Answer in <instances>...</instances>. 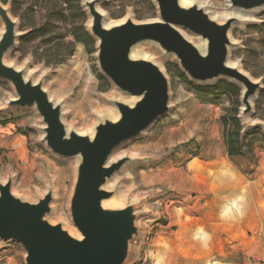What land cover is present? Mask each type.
I'll return each mask as SVG.
<instances>
[{
    "label": "rangeland",
    "instance_id": "obj_1",
    "mask_svg": "<svg viewBox=\"0 0 264 264\" xmlns=\"http://www.w3.org/2000/svg\"><path fill=\"white\" fill-rule=\"evenodd\" d=\"M202 1L200 6L217 22H223L221 16L231 11L228 0ZM83 2L79 5L85 16L76 5L63 9L64 17L52 36L65 34L64 42L70 40L73 22L82 23L89 32L90 16ZM193 2L186 0L184 5ZM4 5L16 21V41L5 53V62L41 83L52 102L61 106L67 130L91 135L97 123L116 117L115 100L134 101L100 71L96 39L90 32L94 51L79 42L72 55L53 64L41 42L21 40L30 26L44 21L50 4L46 0H17L16 14L9 2ZM96 7L110 24L126 18L134 22L158 19L154 0H98ZM231 16L228 59L250 74L243 62L248 48L257 47L264 59V6ZM2 28L0 21V33ZM179 30L199 45L197 35L182 27ZM133 47L137 57L154 62L164 73L169 99L165 113L116 146L109 156L110 161L125 159L105 184L112 191L106 199L109 207L132 204L136 208L137 232L123 264H264V97L258 102L262 78L250 74L260 82V88L245 119L240 116L241 93L238 99L242 133L258 131L246 136L249 151L245 155L229 157L220 117L230 108L231 96L223 92L220 83L232 81L223 77L194 81L175 56L157 43L141 41ZM60 50H65L64 43ZM179 71L193 84L212 90L197 91ZM14 97L11 84L0 78V183L9 179L12 194L29 202L50 190L46 218L78 236L69 211L78 157L52 152L43 139L44 123L35 107L7 106ZM25 255L19 243L0 240V257L25 264Z\"/></svg>",
    "mask_w": 264,
    "mask_h": 264
},
{
    "label": "water",
    "instance_id": "obj_2",
    "mask_svg": "<svg viewBox=\"0 0 264 264\" xmlns=\"http://www.w3.org/2000/svg\"><path fill=\"white\" fill-rule=\"evenodd\" d=\"M98 0H84L90 16V34L96 39V59L103 75L121 91L134 97L130 104L113 102L117 115L97 123L91 135L67 130L61 120V106L52 102L40 82L24 76L22 70L4 60L16 41V21L0 1V78L8 81L15 97L7 106L33 105L40 115L47 147L61 157L77 156L76 178L69 199L73 225L80 236L70 234L60 223H51L52 193L46 191L36 202L14 196L10 180L0 183V240L19 243L25 250V264H123L129 244L137 232L136 208L103 206L112 196L105 188L124 158L109 160L113 149L138 135L168 109V80L152 61L131 57L132 47L141 41L157 43L172 53L186 75L198 82L216 77L242 87L240 116L251 111V99L260 88L242 67L228 62L230 16L217 22L196 2L181 5L179 0H154L158 19L103 25ZM230 7L250 10L264 6V0H228ZM185 28L205 41L203 52L179 30Z\"/></svg>",
    "mask_w": 264,
    "mask_h": 264
},
{
    "label": "trees",
    "instance_id": "obj_3",
    "mask_svg": "<svg viewBox=\"0 0 264 264\" xmlns=\"http://www.w3.org/2000/svg\"><path fill=\"white\" fill-rule=\"evenodd\" d=\"M3 4L10 3L11 12L16 14L17 12V0H0ZM50 7L45 11L44 21L38 25H32L29 27L27 33L22 37L23 40H38L41 45L44 46V51L50 57V63H58L72 55L75 49L76 43H82L89 52L94 51V38L89 34L82 23H72V28L69 32L71 36L70 40L64 42L65 34L57 37L55 29L57 23L61 21L63 16V9L73 8L77 6L81 16H85L84 11L79 5L80 0H46ZM59 4V5H58ZM64 6V8H63ZM65 44V50L61 52V45ZM260 53L257 47L248 48L246 56L243 58L244 68L250 72L253 77H261L262 84L264 85V59L260 57ZM180 76L190 85H192L197 91H211L212 88L202 87L197 84H193L188 81L186 76L179 71ZM221 87L223 92L229 93L231 96V105L228 111L220 117V125L222 128L223 143L225 146L226 154L229 157L243 156L249 150L245 143V138L249 134H254L258 129L251 130L247 133H242V125L239 119V97L241 93L240 87L227 80L221 81ZM215 87V86H214ZM264 97V86L258 93V102ZM259 111V105H256L257 114Z\"/></svg>",
    "mask_w": 264,
    "mask_h": 264
},
{
    "label": "bare ground",
    "instance_id": "obj_4",
    "mask_svg": "<svg viewBox=\"0 0 264 264\" xmlns=\"http://www.w3.org/2000/svg\"><path fill=\"white\" fill-rule=\"evenodd\" d=\"M192 1L196 2L197 5H200V4L203 3L202 0H192ZM179 3H180L181 5H184V3H186V0H179ZM97 9H98V8H97ZM230 9H231V11H230L229 13H227V14L221 16V18H222L223 20L226 19V18H228V17H230L231 15H237V16H239V12L241 11L240 9L232 8V7H230ZM100 13H101V12H100ZM210 17L212 18V16H210ZM103 25H104L105 27H108V26L111 25V24H110V23H107V22L104 20V18H103ZM199 39H200V38H199ZM204 44H205V41L202 40V39H200V43H199V45H196V46L200 49V51L203 52V50H204ZM130 56H131V57H136V56H137V52L135 51L134 47H132V49H131ZM228 62H229V64L232 65V66H237V67L241 68L240 65H239L238 63H236V62H234V61H231L230 59H228ZM109 116H110V115H109ZM102 205H103V206L110 205V202H109V201H106V202L103 201V202H102ZM79 237H80V236H78V238H79Z\"/></svg>",
    "mask_w": 264,
    "mask_h": 264
},
{
    "label": "built area",
    "instance_id": "obj_5",
    "mask_svg": "<svg viewBox=\"0 0 264 264\" xmlns=\"http://www.w3.org/2000/svg\"><path fill=\"white\" fill-rule=\"evenodd\" d=\"M0 264H13L9 259L0 257Z\"/></svg>",
    "mask_w": 264,
    "mask_h": 264
}]
</instances>
